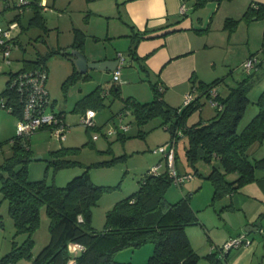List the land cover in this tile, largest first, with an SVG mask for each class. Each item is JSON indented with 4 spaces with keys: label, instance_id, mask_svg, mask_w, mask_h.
Wrapping results in <instances>:
<instances>
[{
    "label": "rangeland",
    "instance_id": "obj_1",
    "mask_svg": "<svg viewBox=\"0 0 264 264\" xmlns=\"http://www.w3.org/2000/svg\"><path fill=\"white\" fill-rule=\"evenodd\" d=\"M30 1L31 3L25 5L20 13L19 9L15 7H8L2 12L0 1L1 25L6 26L10 20H16L19 25L16 33L18 41L15 43L17 46L12 43L6 56H3V51L0 50V91L6 85L9 72L20 69L25 59H34L39 55L45 56L49 50L70 52L76 30L84 34L81 50L86 56L90 51L100 53L98 55L105 53L113 55L120 52L128 58L127 41H125V36L120 34L123 32L124 25L119 18L112 16L113 10H117L115 9L116 6L113 5L115 0H45L48 7L46 9L39 8L40 22L33 21L35 3H33L34 0ZM238 1L223 0V5H234ZM206 11L207 9H204V12ZM219 13L212 20L215 26L218 25ZM249 22L250 25L247 28L246 21L240 20L230 31L233 36L232 46L234 50H220V54H228L226 57L228 65L224 70L228 74L223 75L224 77L228 76L226 81L235 83L245 79L247 84L246 93L250 102L239 123V130L257 112L256 100L261 91H264V18L259 17ZM248 46L251 50H243ZM212 52L216 57L218 71H220L223 65L221 58L218 57V50H212ZM245 53H254L250 56L260 62L259 67L253 66L250 73H247L243 68L244 62L250 57L245 58ZM45 61L48 68L46 87L50 98L46 113L55 111L63 114L67 124L65 138L63 140L56 138L47 128L39 129L29 136L28 147L30 151L22 158V162L27 165L30 180L45 179L47 183L58 186L65 185L72 177L88 169L91 181L95 185L101 186L97 202L92 206V225L95 229L100 230L104 225L105 212L117 200L137 190L141 179L153 165L161 162L163 163L161 169L165 167L163 153L155 151V149L160 145H166L171 138V133L165 128L164 119L160 115L153 116L139 125L130 113L123 115V122L129 123L126 131L119 130L112 134L107 133L108 130L115 129L119 125L118 112L124 106L123 98L128 95L126 91L130 90V86L121 90L122 83L121 88H119V95L110 92L103 95L104 105L94 108L96 127H86L80 123L83 111L77 109L76 104L86 93L99 85L103 88H109L112 83V73L90 68L84 73L85 76L81 75L69 79L75 66L67 56L53 53L48 55ZM147 82L146 79L144 85L140 86H145L148 93L145 98H142V101L152 97L151 94L149 96ZM221 87L224 90L226 84L222 83ZM222 89L221 92H223ZM122 91L123 95L121 94ZM200 103V107L189 117L188 124H191L195 119L200 121L201 118L207 119L216 114V110L207 96H204ZM201 108H203L202 112ZM10 114L17 121V116ZM94 134L98 137L93 138ZM186 144L187 141L184 137L178 141L175 139L174 161L180 173H185L183 151ZM61 147H64L65 150L59 153L58 157L66 159L68 164L55 167L56 156L51 151ZM176 151L179 153L177 162L175 159ZM248 152L252 157L264 156V144L257 142L252 144ZM11 154L10 141L8 139L0 140V164H3ZM197 166L201 173L206 171L207 165L202 161L198 162ZM228 177L231 179L235 177V174H230ZM184 195L189 196L190 204L198 216L197 223L186 226L188 231H193L190 232V242L192 248L199 255L197 264H209L206 254L213 250L219 251L217 246L222 245L225 241L219 245L213 244L208 237V228L209 233L218 230V225L221 224L219 213L226 199L214 197L211 180L198 173H193L191 178H187L180 185L172 182L165 192V197L170 202L176 201ZM0 221L1 256L11 249L12 241L21 243L26 238V233L15 232L13 219L8 212V202L1 199V194ZM48 225L49 217L45 211V206H42L39 211V225L33 234L35 240L33 255L47 243L49 239ZM244 233L245 231H241L229 238L242 236ZM247 237L250 238L248 234ZM252 243L251 241L249 246ZM212 247L215 248L212 249ZM241 247L246 246L242 245ZM260 248L256 252L254 262L264 259V245L262 247L260 245ZM152 250V243L146 242L136 248L119 250L114 259L122 264H147ZM29 262L30 259L22 257L16 263L8 264H29ZM261 264H264V261Z\"/></svg>",
    "mask_w": 264,
    "mask_h": 264
},
{
    "label": "trees",
    "instance_id": "obj_2",
    "mask_svg": "<svg viewBox=\"0 0 264 264\" xmlns=\"http://www.w3.org/2000/svg\"><path fill=\"white\" fill-rule=\"evenodd\" d=\"M205 1L197 0L195 5L200 6ZM33 3V21L40 22V6L36 0ZM253 16L264 18V3H249L240 18L227 17L224 26L232 30L241 19ZM83 35L79 30L75 31L72 48L81 50ZM17 41L15 36L13 42ZM132 52L133 48H130L129 53ZM53 53L69 56L66 51L49 50L45 56L25 59L20 69L9 72L6 85L0 91V96L5 98V105L1 108L16 115L17 119L21 117L19 91L17 86L10 84L23 71L40 69L47 73L45 59ZM81 75L85 76L74 69L69 79ZM220 80L218 78L199 84L198 88L203 95L208 96L209 89ZM245 81H238L224 95L217 94L218 106H214L216 114L206 121L188 124L189 116L201 105L199 97L188 105L172 107L163 100L162 89L159 90L157 84L151 81V100L139 101L131 96L124 97V106L118 113H130L139 125L153 116H162L165 128L171 133L169 141L186 138L187 144L183 151L186 163L191 173L201 174L211 180L214 197H223L252 181L257 182L264 191V156L252 157L248 152L252 144H264V91L256 100L257 112L239 130V123L250 102ZM119 88V82H112L109 88L99 85L78 100L76 108L85 111L87 108L101 107L104 105L103 95L109 92L119 95ZM56 113L63 116L61 112ZM29 136H20L15 132L8 138L12 154L0 164L1 199L8 202V212L13 219L15 232L26 233L21 243L12 241L11 249L0 256V264L16 263L22 257L30 259L29 264H68L71 258L74 259L72 264H122L114 259L119 250L136 248L146 242L153 245L147 264H197L199 255L192 248L186 226L197 223L198 216L188 195L173 202L166 199L165 192L172 178L165 161L163 169V163H156L160 164L158 173H152L150 168L137 190L117 200L105 212L103 228L97 230L92 225V206L97 202L101 186L91 181L88 169L72 177L63 186L47 183L45 179L30 180L27 165L22 162V158L30 151ZM63 148L51 151L56 156L55 167L68 164L66 159L58 157L65 150ZM175 153L177 162L179 153ZM200 161L207 165L204 173L197 166ZM230 174H235V177L230 179ZM42 206H45L49 217V239L33 255V234L39 225ZM261 216H264V211L258 218ZM69 243L81 244L83 248L72 254ZM206 258L209 264H230L226 253L220 254L217 250L207 253Z\"/></svg>",
    "mask_w": 264,
    "mask_h": 264
},
{
    "label": "crops",
    "instance_id": "obj_3",
    "mask_svg": "<svg viewBox=\"0 0 264 264\" xmlns=\"http://www.w3.org/2000/svg\"><path fill=\"white\" fill-rule=\"evenodd\" d=\"M196 1L115 0L113 5L117 10H113L112 16L119 18L123 23V32L120 34L125 36V41H127L128 58L125 57L120 74L121 82H119L120 88L122 83L121 90L130 86V90L126 91L127 96L142 101L148 93L145 86H140L144 85L147 79L150 87H148L149 96L150 94L153 96L150 81L155 82L162 88L163 100L172 107H179L183 104L184 96L188 92H193L194 99L199 97V101H202L206 95H203L198 88L199 84L220 78L221 80L214 87L221 95L226 94L231 87L237 84L238 81L227 82L228 76H223L228 74L224 71L228 65L226 61L228 54H220V50H234L233 36L230 33L231 30L224 26V20L227 17L240 18L249 3H264V0H239L234 5H223V0H209V2L206 0L200 6L195 5ZM182 4L185 5L184 11L180 9ZM204 9L207 11L204 12ZM217 13H219L218 25L215 26L212 20ZM256 18L253 16L241 19V21H246L248 28L249 21ZM130 48H133L132 53H129ZM212 50H218V57L221 58L223 65L220 71L223 73L218 71L216 57L212 54ZM243 50L251 49L248 46ZM117 53L98 55L100 53L90 51L87 57L90 60H103L116 58ZM245 54V58H248L254 53ZM109 72L112 73V71ZM222 83L226 84L224 90L221 87ZM221 89L223 92L220 91ZM121 94L123 95V91ZM151 99L152 97L149 100ZM202 109H200L201 112ZM207 119L201 118L200 121ZM194 122L196 119L192 121ZM16 125V118L7 110L0 108V140L10 138L15 133ZM184 169L185 172L191 173L192 171L186 160ZM222 199L226 200L219 213L221 224L218 225V230L210 233L208 228L210 241L219 245L229 237L246 231L245 227H248L246 232L253 243L250 246L230 249L226 253L227 261L230 264H261L264 259L258 262L254 260L256 252L261 249L260 245L261 247L264 245L262 244L264 240H261L264 238V216L258 218L264 211V191L257 182L252 181L223 196ZM258 219L260 226L257 229L251 227ZM190 232L193 231H188L186 228L189 239ZM69 249L72 254L80 251V249H74V243H69Z\"/></svg>",
    "mask_w": 264,
    "mask_h": 264
},
{
    "label": "built area",
    "instance_id": "obj_4",
    "mask_svg": "<svg viewBox=\"0 0 264 264\" xmlns=\"http://www.w3.org/2000/svg\"><path fill=\"white\" fill-rule=\"evenodd\" d=\"M2 3L3 12L8 7H15L19 9V13L22 12L25 5L29 4L30 0H0ZM37 4L44 9L47 8V4L45 0H36ZM181 11H184L185 5L182 4L180 6ZM18 13V14H19ZM19 29L18 22L16 20H10L7 22L6 26L1 25L0 23V50L3 51V56H6L10 48L12 46L13 39L16 36L17 30ZM15 44V43H14ZM17 46V44H15ZM118 64L117 67L112 70V82H121L120 74L121 68L124 64L125 57L119 52L117 53ZM258 60L256 61L253 57H249L243 64V68L247 73H250L251 68L253 66L257 67ZM46 79L47 73L44 70H28L20 72L16 78L13 79L12 84L10 86H17V90L19 91L20 99L22 101V111L21 117L17 119V125L15 132L20 136L31 135L35 131L40 128L49 129L53 135L63 140L65 138L67 124L63 116L58 115L55 111L50 113H46V108L50 103V98L48 95V91L46 89ZM158 89H162L161 86H157ZM107 92H103L105 94ZM217 90L215 87H211L208 91V100L212 104V106H218V102L216 100ZM194 99L193 92H188L184 96L183 104L188 105ZM5 105V98L0 96V106ZM11 107V106H8ZM8 111V110H7ZM119 118L120 123L116 126L115 129L108 130V134H112L115 131H126L128 129L129 123L123 122V115L125 113L120 112ZM80 123L84 124L86 127H93L95 125V111L92 108H87L83 111V114L80 118ZM180 133V132H178ZM96 134L93 135V138H97ZM174 144L175 139L168 141L167 144L160 145L155 149V151L162 152L164 161L166 163L168 174L172 178V182L180 185L187 178H191L193 176L192 173H180L177 170L174 161ZM160 164L153 165L151 167V172L156 174L159 171ZM251 238L247 237V232L245 231L244 235H240L238 237H232L226 240L222 245L217 246L219 253H227L232 247H240L242 245L249 246L251 243ZM82 249L83 246L78 243H74V249ZM215 247H212L214 249ZM70 250V249H69ZM74 259H70L68 264H72Z\"/></svg>",
    "mask_w": 264,
    "mask_h": 264
},
{
    "label": "water",
    "instance_id": "obj_5",
    "mask_svg": "<svg viewBox=\"0 0 264 264\" xmlns=\"http://www.w3.org/2000/svg\"><path fill=\"white\" fill-rule=\"evenodd\" d=\"M68 58L73 62L75 70L80 74H84L88 69H100L102 71H112L117 67L118 58H109L103 60H90L85 53L78 49L72 48L69 52ZM39 157V156H38ZM260 226V220L258 219L251 227L257 229ZM248 230V227H245Z\"/></svg>",
    "mask_w": 264,
    "mask_h": 264
}]
</instances>
